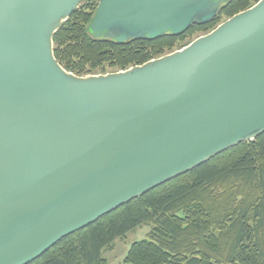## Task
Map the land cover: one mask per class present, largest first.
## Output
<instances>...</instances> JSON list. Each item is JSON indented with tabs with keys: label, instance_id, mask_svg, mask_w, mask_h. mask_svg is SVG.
<instances>
[{
	"label": "water",
	"instance_id": "1",
	"mask_svg": "<svg viewBox=\"0 0 264 264\" xmlns=\"http://www.w3.org/2000/svg\"><path fill=\"white\" fill-rule=\"evenodd\" d=\"M89 0H0V264H30L118 208L264 134V0L186 48L99 76L54 37ZM234 0H99L123 44L179 36Z\"/></svg>",
	"mask_w": 264,
	"mask_h": 264
},
{
	"label": "trees",
	"instance_id": "2",
	"mask_svg": "<svg viewBox=\"0 0 264 264\" xmlns=\"http://www.w3.org/2000/svg\"><path fill=\"white\" fill-rule=\"evenodd\" d=\"M259 1L234 0L213 22L179 36L118 44L89 32L99 5L89 0L55 34V57L77 76L126 71L184 48ZM144 225L151 231L132 244L127 264H264V134L118 208L30 264H109L104 252Z\"/></svg>",
	"mask_w": 264,
	"mask_h": 264
},
{
	"label": "rangeland",
	"instance_id": "3",
	"mask_svg": "<svg viewBox=\"0 0 264 264\" xmlns=\"http://www.w3.org/2000/svg\"><path fill=\"white\" fill-rule=\"evenodd\" d=\"M226 20H228V19H225L223 22H225ZM222 23H220V24H222ZM202 36H204V34H202V33L201 34H197L190 41L194 42L195 40H197L198 38H200ZM187 46H185L184 48H186ZM177 51H179V50H177ZM110 73H113V70L108 69L106 74H102L101 72L97 71V72L93 73L94 75H88V76L107 75V74H110ZM83 77H85V76H83ZM150 231H151V226L144 225V226L138 228L136 231H133V232L129 233L125 238L116 241L115 248H114L113 251H105L104 252V257L107 259L109 264H127V263L124 262V260H125V258L127 256V253L129 251L130 247L132 246V244H134L135 242H138V241H141V240L145 239Z\"/></svg>",
	"mask_w": 264,
	"mask_h": 264
}]
</instances>
